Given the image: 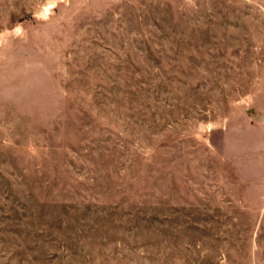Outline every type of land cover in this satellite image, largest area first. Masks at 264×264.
<instances>
[{
	"label": "rangeland",
	"instance_id": "1",
	"mask_svg": "<svg viewBox=\"0 0 264 264\" xmlns=\"http://www.w3.org/2000/svg\"><path fill=\"white\" fill-rule=\"evenodd\" d=\"M0 264H264V0H0Z\"/></svg>",
	"mask_w": 264,
	"mask_h": 264
}]
</instances>
